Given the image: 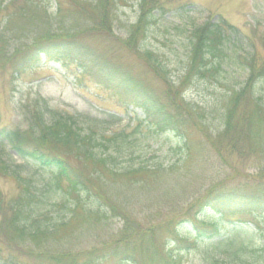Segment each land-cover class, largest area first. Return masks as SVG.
<instances>
[{"label":"rangeland","instance_id":"1","mask_svg":"<svg viewBox=\"0 0 264 264\" xmlns=\"http://www.w3.org/2000/svg\"><path fill=\"white\" fill-rule=\"evenodd\" d=\"M151 9L154 20L147 24L142 34L143 30L134 34L143 11ZM221 18L238 30L232 35L234 32L226 27L225 63L214 71L216 78L192 77L187 82L183 75L194 29ZM63 28H70L69 31L76 35L70 43L73 49L82 47L96 54L98 59L122 64L164 95L166 82L153 72V66L140 54L144 49L152 51L167 67L173 89L179 90L188 103L186 109L190 113L186 133L190 151L175 134L158 130L148 122L142 123L145 115L141 109L126 106L124 96L97 77L81 73L76 63L63 67L43 58L39 62H30L19 76L14 77L20 56L31 54L44 36ZM15 51H19L16 59ZM252 55L258 64L264 62V0H106L104 5L100 0H1L0 125L17 122L22 107L33 105L40 95L52 108L84 113L105 122L113 131L129 133L131 142L135 141L132 148L135 156H142L148 165L162 164L163 171L142 178L114 177L109 173H95V176L98 186L134 225L148 223L146 230L139 229V233L147 238L145 245H149L150 251L145 257L147 264H151L155 255H151L150 242L156 251L165 253L171 229L181 218L192 213V209L187 213L189 207L219 177V172L223 169L237 170L240 174L252 172L258 163L252 155L238 153L221 134L229 104L226 96L248 77ZM257 88L258 94L264 97V84ZM234 141L238 145H249L248 138ZM5 149L2 155L11 169L16 165L23 166L20 157ZM124 158L128 157L124 156L123 161ZM78 166L83 169L81 162ZM86 169L94 171L90 166ZM29 173L40 176L35 168ZM18 184L17 177L11 172L0 173V194L4 200H15ZM62 186L65 188L66 183L62 182ZM52 196L54 201H59L55 204L59 208L64 198L59 193ZM58 211L53 213H61ZM11 217L9 211L0 213L2 257L16 250L17 257L25 262L29 259L26 251L31 248L44 252L43 264H112L117 260L98 254H102L100 251L105 244L122 236L125 218L118 213L96 220L79 212L64 231L44 240L22 238L12 226ZM238 217L251 225L257 222L264 226V214ZM206 249L201 244L181 253L182 264H202Z\"/></svg>","mask_w":264,"mask_h":264},{"label":"trees","instance_id":"2","mask_svg":"<svg viewBox=\"0 0 264 264\" xmlns=\"http://www.w3.org/2000/svg\"><path fill=\"white\" fill-rule=\"evenodd\" d=\"M100 2L104 5L106 0ZM153 13V9L143 11L134 27V34L146 31L147 24L155 18ZM226 27L234 32L232 35L237 34L236 27L223 18L208 21L194 29L189 61L183 75L187 82L192 77L216 78L214 71L222 67L226 58L223 50L227 39ZM63 29L51 31L36 43L31 54L20 56L23 58L18 59L14 77L19 76L30 62H39L43 58L63 67L76 63L81 73L97 77L124 96L126 106L141 109L145 115L143 120L139 119L142 123L148 122L158 130L175 134L190 151L186 133L190 113L186 109L188 103L179 90L173 89L167 67L155 58L152 51L144 49L140 54L153 66V72L166 82L164 95L123 68L122 64L98 59L96 54L82 47L73 49L70 43L76 35L69 31L70 28ZM18 52H14L15 59ZM255 61V55H252L248 77L226 96L229 104L225 128L221 133L238 153L252 155L258 162L255 169L242 174L237 170L223 169L219 172V177L189 207L187 213L191 209L192 213L181 218L171 229L168 245L172 248L160 253L150 242L153 250L150 254L155 255L151 264H182L181 253L201 244L207 248L202 264H264V226L257 222L251 225L238 217L242 214L253 217L264 214V97L258 94L260 90L257 88L264 84V62L258 64ZM129 136L124 130H111L96 117L52 108L45 97L38 95L33 105L22 107V115L17 122L0 125V173L11 172L19 183L14 201H6L0 194V213L11 212V224L22 238L38 240L53 238L64 231L79 212L96 220L118 213L125 218L122 236L105 244L98 256L116 257L112 264H147L145 254L150 251L149 245H145L147 238L139 233V229L144 232L148 223L134 225L98 186L95 176V173H109L114 177L142 178L163 171L162 164L148 165L142 156H135L132 149L135 141L131 142ZM242 138L249 139L247 147L234 141ZM5 148L20 157L23 166L16 165L11 169L2 155ZM124 156L128 158L123 161ZM79 162L83 169L78 166ZM86 166L94 171H86ZM32 168L38 169L40 176L29 173ZM62 182L66 183L65 188ZM58 193L64 198L59 208L55 205L59 201H54L52 196ZM56 210L61 213H53ZM15 251L5 257L0 253L1 264H43L44 252L27 249L29 259L24 262Z\"/></svg>","mask_w":264,"mask_h":264}]
</instances>
